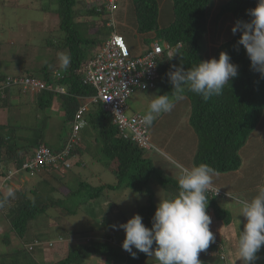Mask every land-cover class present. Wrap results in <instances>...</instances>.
<instances>
[{"label":"trees","instance_id":"trees-1","mask_svg":"<svg viewBox=\"0 0 264 264\" xmlns=\"http://www.w3.org/2000/svg\"><path fill=\"white\" fill-rule=\"evenodd\" d=\"M57 1L56 4L52 0L60 18L59 34H61V38L57 40V43L48 47L56 50L57 57L67 50L70 53L72 61L70 67H67V76L63 80L67 85V94L60 96L46 91L38 95L39 98L32 102L36 107H32V110L40 113L44 121L41 127L37 126L28 136L27 134L19 135L15 132V128L9 124H0V163L5 165L6 169H20L22 163L29 156H35L37 149L41 146L51 147L54 151L61 150V145L55 147L48 141L47 135L49 134L46 129L52 119L46 113L47 110H51V107L55 109L56 98L60 97L63 100L66 122L71 124L81 106L79 99L93 97L97 94L95 88L84 86L78 75L74 73L85 58L84 53L92 49L95 40H97L94 37L87 38V33L92 31L89 29L90 22H77L78 0ZM170 1L169 9L171 8L172 16L167 21L163 18L164 13L162 14V12L164 11L159 7L158 0H132L130 7V12L134 13L138 32H154L155 39L166 42L170 47L164 53L159 66L161 76L156 90L160 95H172L173 86L166 75L172 65L180 66L182 63L187 69L203 60L219 59L220 53L226 52L230 56V62L238 65V76L224 86L222 94L214 96L208 101H204L201 96L189 92L187 89L183 95L189 100L192 108L190 124L194 132L192 133L196 136V146L194 152L191 153L194 166L205 163L215 169L217 174L238 172L244 163L243 148L247 146L249 140L252 141L264 114V78L251 69V62L246 50L242 45L237 44L241 36L240 32L214 49L211 58L205 37L209 30L210 7L214 0ZM256 5L257 0H226V3L221 5L216 19L220 20L226 15H231L228 17L234 24L238 19L249 20L250 17L246 14V10L256 7ZM97 8L94 7V4L88 6L84 12L87 19L94 16L96 19L102 17V12ZM101 26L96 25L93 32L100 33L105 28ZM112 29L114 30V28ZM108 32L109 30L106 28L102 33ZM57 61L58 58L55 59V63ZM49 66L52 65L45 63L40 70H19L18 76L23 79L43 77L49 80L51 72ZM2 80L3 78L0 79V82ZM0 106H2L1 103ZM21 112L25 111L19 110L17 112L19 114L15 115L16 119L20 117ZM160 115L152 122L151 127L157 126V120L160 121L161 118ZM86 119L83 137L89 140L93 150H97L104 156V166L107 171L116 176L117 184L92 186L82 181L78 183V187L71 192L68 198L65 197L64 200L51 204V207L58 209V214L54 213L51 216L53 222H57L58 231L67 232V237L73 236L85 240H80L74 250H69L65 257L54 258L49 264H86V261L93 255L105 257V264H143L148 256L135 248L133 251L137 252V257L133 258L130 253L126 256L122 255V248L117 245L95 242L91 232L97 233L102 229L101 226H98L97 220H89L92 225L81 229L78 225L75 226L70 221L68 222L67 216L77 217L82 205L90 203V207H92V203L97 198L105 196L107 192L122 191L123 189L124 194L123 196L120 194V199L125 200L129 194L135 195V193L148 196L147 205L139 210L138 214L143 217L145 226L151 227V220L156 210L151 185L159 184L167 192L175 195L178 192L177 179L166 173L162 161L156 160L153 156H146L145 150L137 143L123 139L119 129L112 122L110 114L102 108L101 104L91 103L90 109L86 112ZM191 135V132H187V135L183 136L188 138ZM73 152L81 151L75 147ZM73 156L74 154H71L70 159H73ZM4 174H0V207L3 209V217L10 223L13 233L29 244L33 241L32 236L37 237L30 231H32L34 223L38 221L41 210L46 211V200L44 201V198L41 200L39 196L37 202L36 199L28 198L21 191L10 193L8 191L10 180L1 185V177ZM66 199L67 207H62V201ZM110 200L109 206L113 203V199ZM209 204L214 207L218 219L225 220V222L231 220L229 212L221 208L215 200H209ZM103 216L106 217V214ZM60 219L62 220L60 221ZM9 235L11 232L4 235L7 246L11 245ZM42 235L44 234L41 233ZM125 236H122L123 240ZM29 238L31 240H27ZM153 248H155V244ZM10 250V254L0 255V264H47L42 248H36L33 251L25 248Z\"/></svg>","mask_w":264,"mask_h":264},{"label":"clouds","instance_id":"clouds-1","mask_svg":"<svg viewBox=\"0 0 264 264\" xmlns=\"http://www.w3.org/2000/svg\"><path fill=\"white\" fill-rule=\"evenodd\" d=\"M164 1L166 0H158L160 8V5ZM104 2L105 0H102L101 4L95 7H98L97 10L102 12V17H99V19H101L102 22L106 23V27L104 29L106 30L107 28L109 32L104 33L106 38L104 37L105 40L102 41L103 43L96 52L91 53V49L84 53L85 58L80 63V66L74 71V73L78 75L81 83L84 86H90L85 85L82 80V67L84 63L88 62L93 55L99 53L103 49L104 43L109 39V37H111V35H113V33L123 35L129 50L134 54V51L131 48L126 36L119 31L118 21L116 19L117 15H125L126 17L130 13L132 0H121L120 8L114 14V17H111L108 11L105 9V6L103 4ZM89 5L91 4L88 2V6ZM246 14L250 17V19H238L235 24L232 21L234 26L231 30L234 35L237 34V32L241 33L237 44L242 45L246 50V54L251 62V69L254 72L259 73L261 75V78H264V0H257L256 7L246 10ZM92 19H96V16L92 17ZM135 25L137 27V23ZM112 28H114V30ZM136 32L138 34H141L142 36L147 34H154L151 37H145L146 40L150 41L147 48H150V45L155 42H159V44L164 48L166 47L165 45H168L164 41L155 39L156 35L154 32L140 33L138 32V30H136ZM102 37L103 36H101V38ZM179 47H181V45H179ZM169 49H164V53ZM145 50H143L141 54H134V56L142 55ZM68 54L69 57L64 54L59 55L61 66L50 72L49 80H46L43 77L26 78L42 80L47 84L53 85L56 88L64 89V93L58 92L57 90H43L41 92L24 90L20 83V80L23 78L18 76L20 73L19 70L24 69V66L22 67V65H20V69H16L17 66L15 65V69L17 70L16 73H5L1 75L0 79L3 78V80L0 82V103L2 104V106H0V115H2L3 113L11 114L13 112H18L20 110L18 109V100L21 102L24 101V95L30 96L29 102H31V104L33 101H36L39 98V94L46 91L53 92L55 95H66L67 85L63 82V80L67 76V67H70V63L72 61L70 53ZM162 60L163 56L161 57L158 64L159 78L155 83L156 86L152 89L150 88L149 90L158 89V83L161 76L159 66ZM57 74H60L61 76L58 77ZM166 75L169 79V82L173 86L172 95H156L155 98L152 99L149 103L146 114H139L144 115L142 117V122L146 125H149L152 143L155 146V149L152 152H148L144 149L146 156H153L155 158H158L160 159L159 161H164L168 164H171L177 170V194L174 195L170 193L174 196L168 198H164L161 196V194H159L160 200L156 206L154 216L152 217L151 227L145 226V224L143 223V217L138 214L139 210L147 205L148 196H146V205L141 206L139 210L136 211L137 214H135L128 221H123V223L119 225H116L117 219L109 220L110 215H114V212L117 213L116 203L115 205L114 203H112V205L109 206V204H111V200L107 202L105 196H102V198H97L94 203H92V207H90V203H86L82 205L80 209L82 212L89 214V220H97L98 226L102 227L100 231L93 235L95 242L106 244L111 243L113 245H117L118 243L114 242L116 241L115 228L124 230L126 236L125 239L121 240L120 243V247L122 248V255L124 256L130 253L133 258H136L137 252L133 251V249L135 248L139 252L147 254V256L149 257H154L158 264H202L201 260L198 257L200 252L205 251L207 254H211V252L218 253L222 262H225L226 256L222 251V243L216 240L212 231H210L211 227L213 225L215 226L217 222L225 221L216 217L214 207L209 204V200L216 201V199L223 196L224 194L222 189L212 185L213 178L215 175H217L215 169L205 163H201L197 166H192L189 168L178 162V160H180L179 157L176 160L173 159L171 154H169L168 152V138L166 137L165 139L166 146H160V143L155 141L156 134L154 133V131H156V129H160L159 124L164 120V118L162 117L164 114H168L170 112L178 110L179 106L181 107L182 114L185 113V106L180 105V103L177 102L184 99L183 93L185 89H187V91L189 92L201 96L204 101H208L214 96L221 95L224 86L238 76V65L230 62V56L226 52H221L219 55V59L212 58L210 60H203L191 68L185 69L182 63L180 64V66L172 65L171 69L166 73ZM138 90L143 91L141 89H137L134 92ZM93 97L79 99L81 106L77 110L74 121L71 122V131L68 133V137H66L64 144L61 145L60 151H54L51 147L48 146H41L48 148L57 157V161L55 163L49 164L42 169H35L33 171L25 168L24 166L30 163L34 156H29L27 160L22 163V167H20V169H6V166L1 163L2 170L0 171V174H4L6 170L4 176L1 177V185H3L8 180L13 183V180L16 179V177L21 176V174H24L30 178H35L43 172H60L61 174H64H60L61 176L58 174V178L53 176L56 180V184H64L68 187V191L72 192V190L69 188V183L71 182L70 176L66 179L65 173L67 170L73 169L76 165L80 167L87 166L84 157L81 156L83 152H86V155L88 153V155L92 156L93 159L97 161V164L103 166L102 170H97V172L94 174H107L106 178H110L106 167L104 166V163L100 161V154L97 152V150H93L91 144L89 143V140L83 137L87 121L86 112L90 109L91 103H93L91 102ZM56 99L54 103L60 108V110H62L63 100L60 97ZM175 102L177 103L175 104ZM83 105H87L88 109L85 111L83 117L78 119L77 114ZM54 110L55 113H58L59 111V109L56 108ZM191 112L192 108L190 104V111L186 118L188 119L186 124L189 125L188 128H191L190 130L193 129L190 124ZM158 115L161 116L160 121L157 120V126L151 127L152 122L157 118ZM77 125L79 126V129L75 130V127ZM73 135L77 137L76 142H72ZM120 136L122 137L121 134ZM183 138L184 136L181 138V140ZM75 147H77L82 153L73 152V149ZM40 148H38L37 151ZM86 149L87 151H85ZM71 154H74L73 159H70ZM77 159L80 160L79 163L77 162ZM164 170L168 174L165 167ZM82 181L83 180L81 179L80 182ZM114 184H117V178ZM155 185L159 184H153V186ZM58 190H61V188L55 189L54 187L50 188L48 185H46L45 187L40 186V189L39 187H37L36 192L33 195H27L25 191H23V193L32 200L36 199L37 202L39 200V196L41 197V200L42 198H44V201L46 200L45 206L49 208L52 206L51 204L57 202V200H64L65 197L68 198V196L71 195V192L67 194V192H60ZM165 192L167 191L165 190ZM55 196L58 199H56ZM227 196L231 197L232 201H235V203L238 204L240 216H242L246 221L244 223L243 230L240 231L238 236V260L242 261V264H253V262L258 259L257 253L261 250V247L264 246V184L257 186V194L250 200L247 198L241 199L229 192H227ZM153 200L155 202V198H153ZM0 211L3 213V209L1 207ZM107 212H109L107 217L103 216V214H107ZM80 218L81 217L78 218V221L80 220ZM83 222L84 225H86L85 221ZM84 225L82 227H84ZM9 232H11V235L14 234L13 231ZM32 233L34 235H38L40 232H38V229L36 228V226H34L32 229ZM14 236L16 235L14 234ZM43 236L45 237V235H42L41 237ZM35 238L36 237H33V241L29 244H26L27 242L22 240L24 243L23 246L21 248L15 249L17 250L25 248L29 251H33L36 248H42L45 251L53 249L57 242L62 243L67 241L68 245L70 243L74 245L70 248V250H74L75 246L79 244L80 240H85L79 237L64 236L56 239L55 243L53 241H50L49 244V242L43 240L44 238H42V240H35ZM154 244L155 248H153ZM5 245L7 244L5 243ZM124 250L126 252H124ZM99 257L102 258L103 256L93 255L91 259ZM145 262L143 264H145Z\"/></svg>","mask_w":264,"mask_h":264},{"label":"rangeland","instance_id":"rangeland-1","mask_svg":"<svg viewBox=\"0 0 264 264\" xmlns=\"http://www.w3.org/2000/svg\"><path fill=\"white\" fill-rule=\"evenodd\" d=\"M53 1L56 4L58 3L57 0H53ZM88 2L92 4L95 3L96 0H91V1L79 0L76 6V18L80 22L88 21L87 17L84 14L85 10L88 9ZM55 3H53L52 0H7L6 2L5 0H0V59H2L3 57L6 58L0 60V76L5 73H16L17 71L16 69H20L19 68L20 65H22V67L24 66V69L26 70H33V71L40 70L45 63L47 64L49 63V65H52L51 67L49 66L51 71L55 70L58 66H61L60 56L58 57L56 56L57 54L55 52L56 50L48 47L49 45H53L57 43V40L61 38V34H59L60 29H58L56 26V22H58L59 19L55 17L58 14V12L56 11L57 9L55 8L54 5ZM170 3H171L170 0H166L160 5L161 10L164 11L162 12V14L164 13L163 18L166 21L170 19L172 16L171 8L169 9ZM225 3L226 0H214V2L211 4L210 7L209 30L206 34L205 40L207 41V46L209 51L208 53H210L211 58L214 49L220 47L222 44L226 42L227 39H230L234 36L231 30L234 25L232 19L230 17H227L228 15L224 16L220 20L216 19L220 11L221 5ZM26 4H29L28 6H31L32 8L28 7ZM116 19L118 21L119 31L126 36L128 42L130 43L131 48L134 51V54L136 53L141 54L143 50H145L149 46V42L148 40L145 39V37L146 36L151 37L154 34H147L142 36L141 34H138L136 32L137 27L135 25L136 23L133 12H130L125 18H123L122 15H117ZM45 21L47 22L45 23ZM89 22H90L89 29H92V31H90L89 37L94 36L97 38H101V36H103L102 32L104 28L101 30L100 33H94L93 31L96 29V25L98 26L102 25L106 27V23L102 22L101 19H94L92 22L91 21ZM95 42L99 44V40H95ZM64 52H65L64 54L69 57L68 54L69 51L67 50ZM1 54L3 57L1 56ZM56 58H58V61L55 63ZM15 65L17 66L16 69H15ZM156 95H160L158 90H149L146 92L138 90L134 92L131 98L129 99L128 102L129 108H128V113H126V115L131 116L134 113L146 114L149 103L151 102L152 99L155 98ZM29 97H30L29 95H24L23 97L24 101L21 102L18 100V109L20 110L24 109V111H26L27 113L21 112L19 118L10 119L8 122L10 126H13L15 128L16 133L21 132L27 134V136L28 134H31V132H33V129H35L37 126L41 127L39 122L44 121L43 120L44 118L40 113H37L36 111L32 110V107L34 108L36 107L35 105L31 104V102H29ZM177 102H179L180 105L185 106L186 110L184 115L187 118L190 111L189 100L186 97H184L183 100ZM177 102H175V104ZM178 108L181 109L180 106ZM12 114L13 113H11V115L6 114L7 118L12 116ZM46 115L47 116L49 115L52 118L50 119L48 125L49 130H47V132L49 135H47L48 136L47 139L51 143V145L55 147H59L60 145L64 144V141L68 133L70 132L71 124L66 122L67 117L63 109L62 112L59 113H55L54 109L47 110ZM187 121L188 119H185V124ZM164 124L170 127L172 125V122L168 119H165ZM178 125L179 123H177L175 126ZM181 127L182 126H179L178 128L181 130ZM181 132L177 129L171 132L169 131L165 132L166 137L168 138V142H167L168 152L175 160L178 158L177 154L182 150V148L193 149L194 146L195 149L196 146L195 138H190V136L188 138L184 137L182 139L185 145L182 144L179 145V141L183 137ZM252 138L254 139L255 142L253 141V139L251 142L249 140L248 141L249 145L247 144V146H245L242 151V155L244 159L243 167L237 173L236 172L233 173V175H230L232 173H228V175H230L228 177L229 181L232 183L236 182L238 178L246 177L249 174L248 169H249V165H251V172L255 173L257 177L256 178L253 177L245 185H243V179L237 182L239 184H235L236 186L237 185L239 186L240 190L243 188L248 192L249 199L252 198L250 193L252 195L257 194V187L255 186L258 183H261V185L264 184V116H262V121L257 127V130L255 131L254 136ZM184 151H182V153ZM186 151L189 152L190 150H186ZM192 152H194V150H191L188 153L189 159L191 160L193 156L191 155ZM100 159L102 163L105 160L104 156H102L101 154H100ZM84 160L87 163L86 167H80L76 165L73 169L67 170L65 173L66 176H70L71 182L69 183V188L72 191H75L81 179L83 181L89 182L94 186H101L104 184L115 185L114 183L116 181V177L110 171L107 172L109 177L112 179L108 177L106 178L107 174H102V173H99L98 175L94 174L97 172V170H102L103 166L97 164L96 163L97 161L94 160L92 156L88 155L87 153V155L84 157ZM156 160H160V159L156 158ZM178 162H180V160H178ZM183 164L185 165V163ZM167 172L168 175L173 176L177 179V170L174 167L173 169L168 170ZM15 181L16 179L13 180V182ZM51 187H54L55 189L61 188V190L58 191L67 192V194L71 192L68 191V187L65 186L64 184L52 183ZM151 188L154 189V192H156L157 196L161 194V196L165 197L163 194L165 190H163L160 185H155V186L151 185ZM156 188H159V190L161 191L158 192ZM120 194L121 196H123L124 194L123 189L122 191H112L111 193L107 192L105 194L106 201L109 202L110 199H113V203L115 205V203H117L118 200L120 199ZM146 196H147L146 194H141V193L138 194L135 193V195L129 194V197H125V200L123 199V201L126 203L124 212H120V213L114 212V215L109 216V220H113V219L119 220L120 222H116V225L122 224L123 221H128L135 214H137L135 212V209L133 210L134 203L145 202L147 200ZM242 197L245 199L244 196ZM55 198L58 199L56 196ZM58 201L59 200H57V202ZM61 206L67 207V199L65 201H62ZM45 210L46 211L41 210V212L39 213L38 221L34 223V226H36L38 232H40L35 238V240H42V238H44L43 240H46L50 244V241H53L55 243L56 239H58L59 237H64V236L67 237L68 235L67 232H61V231L59 232L57 228V222H53V220L51 219V216H53L54 213L58 214V209L56 207H49ZM108 213L109 212H107L106 217ZM79 217L81 218L78 221L77 218ZM61 220L62 219H60V221ZM67 220L68 222L70 221L71 223H73L75 226L78 225L79 227H81V229L87 228L88 226L92 225L91 223H89V214H86L82 211L79 212L77 217L67 216ZM83 221H85L86 225H84ZM83 225L84 227H82ZM0 232L4 233L1 227H0ZM30 232L32 233V231ZM41 233L44 234L45 237L44 236L41 237ZM91 234L95 235L96 232H91ZM115 235H116V241L114 242L118 243L117 240L118 239L123 240L122 236H125L126 233L124 232L123 229L115 228ZM9 236L11 238V245L6 246L3 243H1L0 252H3L5 250V247H9L8 248L9 250L12 248H16L17 245L19 246L18 248H21L23 246L24 243L20 238L13 235H9ZM27 240H31V238ZM67 243L68 242L65 241L59 244V246L58 245L54 246V248L51 250H45L44 251V256H45L44 258L46 259L45 263L47 264L52 263V260L57 257L58 259L65 257V255L70 250V248L74 246L72 245V243H70L69 245ZM36 257H39V255H36ZM90 261L93 262L92 264L94 263L105 264L104 259L100 260L99 258H95Z\"/></svg>","mask_w":264,"mask_h":264},{"label":"built area","instance_id":"built-area-1","mask_svg":"<svg viewBox=\"0 0 264 264\" xmlns=\"http://www.w3.org/2000/svg\"><path fill=\"white\" fill-rule=\"evenodd\" d=\"M103 4L110 16L114 17L120 8L121 0H105ZM165 46L164 48L159 42H155L142 55L134 56L123 35L113 33L104 43L103 49L93 55L82 67L83 83L93 86L97 92L91 102L101 104L102 108L110 114L112 122L124 139L137 143L148 152H152L155 146L152 143L149 125L142 122L144 115L134 113L128 116L126 113H128L129 99L135 90L146 91L156 86L155 83L159 78V61L164 49H169V45ZM57 76L61 75L57 74ZM20 83L24 90L33 92L43 90L65 92L62 88H56L38 79H21ZM87 109V105H83L77 118H82ZM78 129L77 125L75 130ZM76 140L77 137L73 135L72 142ZM56 161L57 157L48 148L41 147L30 163L24 167L33 171ZM1 170L2 165H0Z\"/></svg>","mask_w":264,"mask_h":264},{"label":"crops","instance_id":"crops-1","mask_svg":"<svg viewBox=\"0 0 264 264\" xmlns=\"http://www.w3.org/2000/svg\"><path fill=\"white\" fill-rule=\"evenodd\" d=\"M101 2H102V0H96V2L92 3L91 5L94 4V7H95L97 5H100ZM28 7H31V6H28ZM55 17L59 19V21L56 22V26L58 29H60L59 28L60 27L59 15L57 14ZM122 17L125 18V15H123ZM87 20L93 21L92 17L91 18L89 17ZM46 22L47 21H45V23ZM77 22H79V20ZM89 34H90V32L87 33V38L90 39V38L94 37V36L89 37ZM104 37H105V34L103 33L102 38H97V37H94V38L99 40V44L100 43L102 44L103 43L102 41H104L106 38V37L105 38ZM99 44H97L96 42L94 43V45L92 46V53H94L98 50V48L101 46V44L100 45ZM55 108L59 109L58 113L62 112V110H60V108L58 106L55 105ZM6 114L7 113H3L2 115H0V124H8L9 120L14 119L15 115H17L19 113L13 112L12 116H10L9 118H7ZM8 115H11V114H8ZM162 117L164 118V120L159 124L160 129L159 130L156 129V131H154V133L156 134L155 141L159 142L160 146H164V147L166 146V140H165L166 134H165V132H167V131L171 132V131L177 129L181 132V130H182V132H181L182 136L187 135V132L192 131V130H190L191 128L190 129L188 128L189 125L185 124L186 117L184 114H182V110L180 108L176 111L165 114ZM165 119H168L172 122V125L170 127L164 124ZM39 123H40V125L42 124V122H39ZM177 123H179V125L175 126ZM179 126H182L181 130L178 128ZM46 129L49 130V128H46ZM18 134L21 136H25V134L21 133V132H18ZM191 134H192V132H191ZM191 138H195V140H196V136L194 137L193 134L191 135ZM181 144L184 145V141L181 140ZM179 145H180V141H179ZM186 150H190V151L194 150V146H193V149H190V148L183 149L182 148V150L180 152H178V157L180 158V162L182 164L185 163V166L190 168V167L194 166L193 165V158H192V160L189 159L188 153L190 151L188 152ZM85 151H87V149ZM182 151H184V152L182 153ZM80 153H82V152H80ZM81 156L85 157L86 152H83L81 154ZM77 162L79 163L80 160L77 159ZM163 163H164L165 169L167 171L173 169V166L171 164H168L164 161H163ZM248 173L249 174L246 177H240V178H238V180L236 182H233V183L230 182L229 178H228L230 175H233V173L230 175H228V174H217L214 176L212 185L219 187L224 192L223 196L216 199V203L221 208L227 210L229 212V214H231V217H230L231 220H229L228 222H225V221L217 222L215 224V226L213 225L211 227L210 231H212L215 239L222 243V247H223L222 251H223V254H225V256H226V261L222 262L218 253H216V252H211V254H207L206 252H200L198 258L201 260L202 264H242V261L238 260V255H237L238 243L237 242H238L239 233H240V231L243 230L244 223L246 221L244 220V218L242 216H240L238 204L235 203V201H232L231 197L227 196V192H229L232 195H235L241 199H244L242 196L249 199L248 198V192L246 190H244L243 188L240 190L239 186L235 185V184H239L237 182L242 180V179H243V185H245L253 177L254 178L257 177L255 173L251 172V165H249ZM58 174L60 175L61 173L60 172H43L35 178H30L24 174H21V176L16 177L15 182L10 184L8 191L10 193H13L16 190H21V192L25 191L27 193V195H29V194L33 195L36 192L37 187H39V186L45 187L46 185H48L50 188H52L51 184L56 183L55 182L56 180L54 179V177L58 178L59 177ZM67 177H69V176H66V179H67ZM258 185H261V183H258L255 187H257ZM156 189L158 192L161 191V190H159V188H156ZM152 190L154 193L155 203L157 206V204L159 203V200H160V195L157 196L156 192H154V189H152ZM4 194H6V193H4ZM163 194L165 196L164 198L174 196V195L167 193L165 191L163 192ZM250 195L253 197L256 194L252 195L250 193ZM146 203H147V200L145 202L134 203L133 210L135 209V212H136V210H139V208L141 206H145ZM116 207H117V213L124 212V209L126 207V203L123 201V199H119L118 202L116 203ZM116 222H120V221L116 220ZM0 227L4 231V233L0 232V244L3 243L5 245L4 235L6 233H8L9 231H12V229H11L9 222L3 217V213L1 211H0ZM5 230L7 232H5ZM12 235L14 236V234H12ZM117 241H118L117 246L120 247L121 239L120 240L118 239ZM59 244H61V243L57 242L56 245L59 246ZM8 248L9 247H5V250L3 252H0V255L9 254V252H11V250L10 249L8 250ZM16 248H18V245ZM124 252H126V251L124 250ZM257 256H258V259L256 261H254L253 264H264V246L261 247V250L257 253ZM99 259L100 260L101 259L106 260L104 257H102V258L99 257ZM90 260H92V259L91 258L88 259L86 261V264H92L93 262ZM145 264H158V262L156 261V259L154 257L148 256Z\"/></svg>","mask_w":264,"mask_h":264}]
</instances>
